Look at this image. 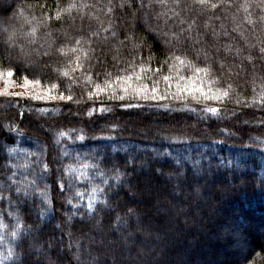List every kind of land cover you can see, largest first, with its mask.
<instances>
[{
	"label": "trees",
	"instance_id": "obj_1",
	"mask_svg": "<svg viewBox=\"0 0 264 264\" xmlns=\"http://www.w3.org/2000/svg\"><path fill=\"white\" fill-rule=\"evenodd\" d=\"M71 3L77 7L63 11ZM167 3L162 7L160 0H0V72L12 70L17 84L27 76L39 79L42 91L55 83L59 92L67 95L71 89L73 95L72 102L0 97V195L4 197L0 218L10 231L15 221L7 213L16 211L31 229L22 233V240L0 232L5 236L0 264H48L49 259L53 264L70 260L71 264H219V252L227 250L233 256L222 264H264V107L252 104L264 91V59L258 54L264 46V3L225 0L215 10L194 5L193 0H181L179 8L173 0ZM82 4L89 7L81 8ZM58 10L61 20L55 18ZM108 27L119 33L117 38L104 31ZM33 28L35 36L29 35ZM92 31L100 33L92 47L102 62L93 69L94 78L105 67L115 71V55L117 66H126L129 48L122 47L119 54L114 49L125 34L136 33L148 37L154 55L158 53L153 37L165 52V43L172 45L171 51H186L193 58L202 49L221 80L219 86L231 84L235 91L223 104L171 97L89 100L82 74L64 78L56 71L70 64L73 54L64 56L55 48L70 47L73 37L87 38ZM12 32L15 39L8 41ZM141 54L146 57L148 47ZM248 56L251 63L245 59ZM204 62L201 54L198 63ZM91 64H96L95 59ZM89 66L85 61L86 70ZM159 87L164 88L163 82ZM238 97L250 106L237 105ZM128 103L141 107L130 108ZM206 106L220 107L219 117L204 112ZM104 108L111 110L101 112ZM61 131L69 136L58 138ZM78 134L85 139H76ZM85 163L98 167L87 169V178L70 181L69 166L82 168ZM117 170L124 174L119 185L111 179ZM97 171L109 178L108 185L101 184ZM31 181L36 183L30 192L48 191L51 216H39L48 206L38 193L16 194L17 186ZM93 184L105 188L101 199L107 205L97 201L96 210L88 212L87 195L79 209L67 203L70 197L73 203L79 199L76 189L88 193ZM146 184L154 188L146 190ZM133 187H139L137 194ZM76 241L79 261L74 257L77 249L66 247ZM9 246L17 253L15 262L5 258ZM232 246L235 250L229 251Z\"/></svg>",
	"mask_w": 264,
	"mask_h": 264
},
{
	"label": "snow or ice",
	"instance_id": "obj_2",
	"mask_svg": "<svg viewBox=\"0 0 264 264\" xmlns=\"http://www.w3.org/2000/svg\"><path fill=\"white\" fill-rule=\"evenodd\" d=\"M181 0H173V4L176 8L180 7ZM162 7H167V0H160ZM225 3V0H220V3H211V0H193V4L197 5L201 8H209L215 10L218 7H221V4ZM264 3V0H262ZM123 8L125 5H119ZM131 7V4L128 5ZM143 6V5H142ZM227 7H231V4H226ZM77 5L75 3H71L67 9L63 11H71V9L76 8ZM81 8L89 7L87 4L80 5ZM244 11H248V6L245 4L243 6ZM109 13L113 11L112 7L108 8ZM179 15V13H176ZM20 15H23V12H20ZM57 20H61L62 11L58 10L56 13ZM50 19V18H49ZM264 19V17H262ZM249 23H253L251 20ZM191 27V25L189 26ZM237 28H234L233 31H237ZM7 31V29H5ZM104 31L111 32L112 38H117L119 33L114 31L111 27L105 28ZM36 29L33 28L32 32L29 33L31 36H35ZM227 34V33H225ZM243 36V33H238ZM50 35V33H49ZM158 35V34H157ZM100 37V33L97 31H92L89 33L88 37L84 36L73 37L69 42L71 46H57L55 51L61 55L68 56L69 53H72L73 56L71 58L70 64H66L63 69H56V71L61 72L62 77L69 78L70 75H73L77 72L84 76V82L88 85L87 98L89 100L98 99L100 96H104L107 100L111 101H125L132 99H139L143 101H161L166 100L171 97L173 100L177 101H187L189 98L196 103H201L205 101H215L218 104H223L226 101H229L232 97V93L235 91L231 84H228L227 87L219 86L221 85V80L218 76L214 74V69L211 63L207 62V53L203 52V50H198L195 54V58L190 57L186 51H180L177 49L176 51H171L172 45L165 43V48L168 49L167 52L161 49L160 43L157 41L156 37H153V44L155 47L156 53L158 55L153 54V46L149 45L148 37L138 35L136 33H128L125 34V38L123 40H119L120 47H116L114 51L119 54L122 47L129 48V55L131 59L126 62V66L123 68H119L117 65L120 62L119 56L115 55L112 57L114 61L117 63L113 64L112 67L115 71H110L108 68H103L101 72L95 73V78L93 76V69L100 65L101 59L95 56V48L92 47L96 38ZM15 39V33H9L8 41H12ZM104 41L108 40V37H103ZM264 45V41L261 42ZM86 45V47H85ZM52 45H50L51 47ZM130 46V47H129ZM145 47H148V55L145 57L141 54V50ZM254 47V46H252ZM226 50L231 51V45L226 46ZM51 53L45 52L44 55L48 56ZM203 54L205 57V62L203 64L198 63L200 59V55ZM240 54V50L237 49V55ZM259 58L264 59V46H261L258 50ZM95 59L96 64H91V61ZM251 63V57H245ZM85 61L89 62V67L86 70ZM153 62H155L156 66H153ZM225 65L221 62L220 68L223 69ZM185 70H187V74H185ZM8 78H12L15 76V73L12 70H8L6 73L0 72V79H3L4 76ZM24 86L27 88L29 85L39 86L41 81L39 79H29L27 76L23 77ZM151 82L150 84L148 82ZM11 84V81H6ZM163 82L164 88L161 89L159 84ZM59 84H52L46 91H36V92H26V93H16L13 94L7 90H0V97H12L20 96L23 98H29L35 101H51V100H60V101H73V95L71 94V89H68L67 95L63 92H59ZM53 90H57V93L54 95ZM14 102V101H13ZM79 103V100L75 101ZM235 103L237 105H243L245 107L250 106L248 102L242 98H237ZM259 103L261 107H264V91H262L258 100L254 99L252 104ZM130 108H139L141 105L139 103H128L126 105ZM185 107L187 104L185 103ZM111 109H100L101 112L110 111ZM194 111V109H189ZM43 111V110H41ZM204 112L210 113L213 116L219 117L222 109L220 107L214 106H206L203 109ZM9 130H11V126H9ZM58 138L69 136L68 132H59ZM76 139L83 141L85 139L83 134H78ZM59 139H57V143ZM261 143H264L262 141ZM10 151L14 152L15 149H10ZM29 165L25 163L23 167L27 168ZM45 170H47V165L43 166ZM97 165L85 163L82 165V168H72L69 166L67 169L70 181L74 178H87L88 172L86 171L89 168H97ZM78 173V177H77ZM97 176H100L101 184L108 185V177H105L102 171H97ZM124 178V174L119 170L116 171L115 175L111 177L112 180L116 182L117 185L121 183ZM12 177L9 176V180ZM35 181H31L25 184L23 187L17 186L15 191L16 194L29 196L33 193H38L41 197L42 201L48 206L46 209H42L39 213L41 218H47L52 214V206L51 200L48 194V191H39L37 188H33L32 192L29 191L31 185H35ZM71 186V184H70ZM64 185L61 184L60 188L63 189ZM48 188V185H45V189ZM105 191L104 187H101L99 184H93L90 191L85 193L80 191L79 189L75 190V197H78L76 203H73V198L70 197L67 199V203L72 206L74 209H79L81 207V201L84 200V197L87 195V210L88 212H94L96 210L95 205L96 202L99 201L101 204L107 205L108 201L106 199H101V194ZM3 195H0V200H3ZM11 203V201H9ZM75 213L68 217V222L71 223L73 216ZM7 216L15 221L11 230L9 231V224L4 221L3 218H0V232H7L8 236L12 240H22V233L27 234L31 231V229L24 225L21 220V217L17 214L16 211H9ZM119 220V218H117ZM47 226V225H46ZM59 227V225H57ZM71 236V233H69ZM5 240L4 235H0V244H2ZM51 247V244H49ZM67 250L71 251L74 247L77 249V252L74 253V257L77 261L80 260L79 256V248L80 242L76 241L75 243H69L67 246ZM37 251H41L37 249ZM43 255H47L46 252H42ZM67 255V252L65 253ZM2 255V254H0ZM9 261L15 262L17 258V253L15 249L11 246L7 248V255L5 257ZM59 258V257H57ZM48 264H53V261L49 259ZM71 264V260L69 261Z\"/></svg>",
	"mask_w": 264,
	"mask_h": 264
},
{
	"label": "rangeland",
	"instance_id": "obj_3",
	"mask_svg": "<svg viewBox=\"0 0 264 264\" xmlns=\"http://www.w3.org/2000/svg\"><path fill=\"white\" fill-rule=\"evenodd\" d=\"M10 80L11 81V84L7 83L6 81ZM0 90H7V91H10L11 93L13 94H16V93H26V92H36V91H41V88H39L38 86H33V85H29L27 88L24 86V83L23 84H17L15 83L12 78H8L6 75L4 76L3 79H0ZM15 96V95H13ZM17 97H20V96H17ZM155 125V124H153ZM41 127V126H40ZM153 189L154 187L153 186H150L149 184H146L145 186V189ZM133 190L136 192V194L139 192V187H133ZM237 245V243H234L233 246ZM232 246V248H229V251H234L235 248ZM243 246L241 245V248ZM237 248L239 249L238 245H237ZM214 252H212L211 254H213ZM220 254V256H219ZM218 256V263L219 264H222V262L227 259L229 256H233V255H229L230 252L225 251V253L223 252L222 254L219 252ZM235 255L237 256V252H235ZM239 256V255H238Z\"/></svg>",
	"mask_w": 264,
	"mask_h": 264
}]
</instances>
